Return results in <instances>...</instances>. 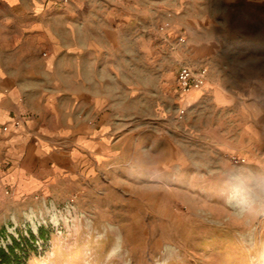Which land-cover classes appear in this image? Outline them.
<instances>
[{
    "label": "rangeland",
    "instance_id": "1",
    "mask_svg": "<svg viewBox=\"0 0 264 264\" xmlns=\"http://www.w3.org/2000/svg\"><path fill=\"white\" fill-rule=\"evenodd\" d=\"M37 21L48 37L99 45L104 68L133 71L151 120L132 158L124 141L121 156L64 189L0 193V248L18 255L10 264H264V208L242 211L230 197L229 176L242 170L226 156L209 172L206 143L176 132L177 73L207 68L192 46L214 44L242 65L255 55L264 69V0H0V22L23 24L25 38L37 37Z\"/></svg>",
    "mask_w": 264,
    "mask_h": 264
},
{
    "label": "crops",
    "instance_id": "2",
    "mask_svg": "<svg viewBox=\"0 0 264 264\" xmlns=\"http://www.w3.org/2000/svg\"><path fill=\"white\" fill-rule=\"evenodd\" d=\"M7 26L17 33L8 36ZM22 26L0 22V193L13 199L96 175L121 156L124 141L132 158L133 138H146L151 120L148 92L134 86L133 71L105 69L99 45L48 37L38 21L30 29L37 37L25 38ZM192 53L207 66L206 83L179 96L185 115L176 132L206 143L209 172L231 156L245 161L237 164L243 174H264V69L257 57L245 55L242 65L241 57L217 54L214 44L192 46ZM138 99L146 101L140 112L132 108Z\"/></svg>",
    "mask_w": 264,
    "mask_h": 264
},
{
    "label": "clouds",
    "instance_id": "3",
    "mask_svg": "<svg viewBox=\"0 0 264 264\" xmlns=\"http://www.w3.org/2000/svg\"><path fill=\"white\" fill-rule=\"evenodd\" d=\"M230 197L242 211L264 208V174L244 175L233 173L229 176ZM116 250L110 251L115 255Z\"/></svg>",
    "mask_w": 264,
    "mask_h": 264
},
{
    "label": "built area",
    "instance_id": "4",
    "mask_svg": "<svg viewBox=\"0 0 264 264\" xmlns=\"http://www.w3.org/2000/svg\"><path fill=\"white\" fill-rule=\"evenodd\" d=\"M207 70L205 68L194 70L190 66H182L177 73V89L180 96L186 95L190 91L200 90L204 87L206 83ZM185 115V110L181 109L178 114V119H182ZM22 125L21 120L15 122L16 127ZM4 130L7 131L8 128L4 127ZM235 164H241L245 161L243 159L233 158Z\"/></svg>",
    "mask_w": 264,
    "mask_h": 264
},
{
    "label": "trees",
    "instance_id": "5",
    "mask_svg": "<svg viewBox=\"0 0 264 264\" xmlns=\"http://www.w3.org/2000/svg\"><path fill=\"white\" fill-rule=\"evenodd\" d=\"M17 248H20V244L15 243ZM9 253L6 252L5 249L0 248V264H10L12 262V258L14 260H18V255L15 253L14 247H9Z\"/></svg>",
    "mask_w": 264,
    "mask_h": 264
},
{
    "label": "bare ground",
    "instance_id": "6",
    "mask_svg": "<svg viewBox=\"0 0 264 264\" xmlns=\"http://www.w3.org/2000/svg\"><path fill=\"white\" fill-rule=\"evenodd\" d=\"M169 252H171V251L169 250Z\"/></svg>",
    "mask_w": 264,
    "mask_h": 264
}]
</instances>
